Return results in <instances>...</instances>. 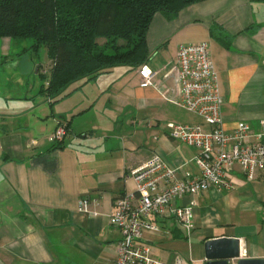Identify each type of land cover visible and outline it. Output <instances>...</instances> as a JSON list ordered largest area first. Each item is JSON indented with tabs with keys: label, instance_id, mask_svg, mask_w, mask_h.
<instances>
[{
	"label": "crops",
	"instance_id": "obj_1",
	"mask_svg": "<svg viewBox=\"0 0 264 264\" xmlns=\"http://www.w3.org/2000/svg\"><path fill=\"white\" fill-rule=\"evenodd\" d=\"M213 25L230 36L228 46L211 34ZM204 41L224 99V128L245 121L257 130L264 119L263 1L204 0L173 17L157 13L146 64L157 72L156 85H141L140 68L117 66L75 82L72 90L83 96L58 110L40 93L41 74L53 65L47 50L43 61L27 41L0 37V264H113L122 234L109 218L119 197L136 193L125 175L156 155L178 167L179 177L200 173L198 150L171 138L167 123L203 118L170 99L167 77L178 68L180 44ZM60 122L71 130L64 147L53 148L50 135ZM228 179L231 189L196 198L189 235L169 219L165 231L143 236L153 258L206 264L205 242L222 236L239 238L243 257L264 258V171L250 180L236 165ZM87 195L98 200L93 214L78 210Z\"/></svg>",
	"mask_w": 264,
	"mask_h": 264
},
{
	"label": "built area",
	"instance_id": "obj_2",
	"mask_svg": "<svg viewBox=\"0 0 264 264\" xmlns=\"http://www.w3.org/2000/svg\"><path fill=\"white\" fill-rule=\"evenodd\" d=\"M177 56L178 68L167 77L172 82L170 92L174 93L170 99L198 113L209 128L204 124L169 122L167 129L171 138L198 150L194 162L200 173L185 171L179 177L178 167L156 155L125 175L136 182V193L119 197L109 218L122 234L113 264H168L153 258L151 249L142 242L146 233L165 231L163 223L174 219L189 235L193 228L196 198L200 194L214 188L231 189L233 184L228 176L236 165L250 180L264 171V119L257 130L245 121L238 123L233 131L224 128V99L209 44L206 41L180 44ZM140 74L143 87L157 84V72L148 65L140 68ZM66 136V126L60 122L50 140L58 142ZM183 196H190V202L177 204V199ZM96 203L97 199L84 196L78 203V210L93 214ZM172 264L191 263L178 255Z\"/></svg>",
	"mask_w": 264,
	"mask_h": 264
},
{
	"label": "trees",
	"instance_id": "obj_3",
	"mask_svg": "<svg viewBox=\"0 0 264 264\" xmlns=\"http://www.w3.org/2000/svg\"><path fill=\"white\" fill-rule=\"evenodd\" d=\"M201 1L0 0V37L30 39L34 51L47 50L53 65L48 74H41L48 83L41 85L40 93L54 98L69 85L114 67L146 65L152 57L148 33L155 15L173 17ZM210 30L228 46L230 36L220 26ZM65 126L70 129L69 123ZM63 147V140L53 146Z\"/></svg>",
	"mask_w": 264,
	"mask_h": 264
},
{
	"label": "water",
	"instance_id": "obj_4",
	"mask_svg": "<svg viewBox=\"0 0 264 264\" xmlns=\"http://www.w3.org/2000/svg\"><path fill=\"white\" fill-rule=\"evenodd\" d=\"M206 264H264V258L243 257L236 237H216L205 242Z\"/></svg>",
	"mask_w": 264,
	"mask_h": 264
},
{
	"label": "rangeland",
	"instance_id": "obj_5",
	"mask_svg": "<svg viewBox=\"0 0 264 264\" xmlns=\"http://www.w3.org/2000/svg\"><path fill=\"white\" fill-rule=\"evenodd\" d=\"M24 41H27V43H29V45H32V41L31 40L27 39V40H24ZM29 49H31V48H29ZM45 51H46L45 48L42 47L37 52L39 54V56H40L39 57L40 60H43L44 61L46 59V57H45ZM124 67H126V66H118L117 69H121V68H124ZM40 81H43L46 84L48 83L43 78L42 79L40 78ZM74 85H75V83L69 85L68 87L65 88L64 92L61 95H57L56 97L51 98L52 100H54V105H55V108L57 110H58V104L59 103L60 104H63V103H65V101L66 102L67 101H71V99H76V98H79V97L83 96V90H76V91L75 90L74 91L72 90ZM41 98L44 99L46 101V103H47L48 98L46 96H41ZM100 111H102V110H100ZM66 130H67V134H68L71 129H67L66 128Z\"/></svg>",
	"mask_w": 264,
	"mask_h": 264
}]
</instances>
